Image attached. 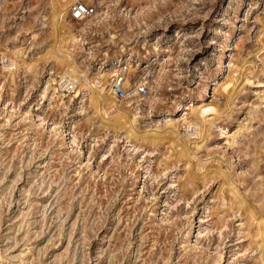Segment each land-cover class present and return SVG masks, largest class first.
<instances>
[{
    "label": "rangeland",
    "instance_id": "1",
    "mask_svg": "<svg viewBox=\"0 0 264 264\" xmlns=\"http://www.w3.org/2000/svg\"><path fill=\"white\" fill-rule=\"evenodd\" d=\"M92 1L58 20L56 0H0V55L19 53L0 64V264H264V0ZM57 21L91 84L118 55L132 80L153 67L145 95L114 97L132 134L88 83L54 107Z\"/></svg>",
    "mask_w": 264,
    "mask_h": 264
},
{
    "label": "bare ground",
    "instance_id": "2",
    "mask_svg": "<svg viewBox=\"0 0 264 264\" xmlns=\"http://www.w3.org/2000/svg\"><path fill=\"white\" fill-rule=\"evenodd\" d=\"M70 1L71 0H56V4H57L56 15H57L58 20L62 18V15L65 12L68 6V3ZM55 28H56L57 37H58V46H59L60 51L63 53V57H60L61 60L64 61L62 73L68 74L69 76H71L74 79V81H76V83H78L79 85L81 83H85V84L88 83L91 86L90 87L91 88L90 89L91 98L96 103V105L100 106V108L102 109L101 110V113H102L101 123L102 124H105V126L108 125L109 127H112L113 129H122V128L125 129L126 128L127 132L129 134H132L134 119L131 117L130 109H128L130 105L129 104L125 105L124 108L120 107L119 102L116 101L114 96L110 97L107 94H105V92L103 91L104 90L103 87H100L101 83L99 84V81L95 80L91 84V82L87 78H85V76L82 73L79 75L73 74V72L76 71L75 70L76 68H75V62L73 61L69 46H75L78 43L79 39L78 37L71 34L70 29L66 25L62 24L61 21H57V25H55ZM11 54L14 58L16 59L19 58L18 52L12 51ZM3 56L7 60L6 63L2 64L3 68L6 70L10 66V69L12 70L15 69L16 65H18L17 60L15 59L14 61L12 58H7L6 54H4ZM152 64H154L155 66L157 65L156 63H152ZM105 78L107 79L105 82H107L108 77L106 76ZM143 80L144 79L141 78L140 82H142ZM260 85H264V82L260 83ZM73 95H78L77 88L74 89ZM196 103L198 104L199 106L198 108L200 109V111L199 109L198 111H195L194 116L192 117L191 120L183 118L184 123H186V126H184V129L185 130L188 129L186 130V134L190 136L200 134L201 133L200 127L202 128L206 127L208 123L206 116L211 110L209 107H207L208 105L207 102L202 98L195 102L194 100L188 101V103L185 104L183 109L190 110L191 108H194V106H196L195 105ZM110 115H113V117L109 119ZM167 121H171V119H168ZM53 128L60 130L59 124H55ZM60 131L62 134L66 132L64 130H60ZM66 135H67L66 133L63 134V136H66ZM148 135L151 136L150 134ZM170 136L174 138L175 140L180 139L178 136V131L176 127H174L173 125L171 127ZM181 145L190 146V143L188 142V140H183L181 142Z\"/></svg>",
    "mask_w": 264,
    "mask_h": 264
},
{
    "label": "built area",
    "instance_id": "3",
    "mask_svg": "<svg viewBox=\"0 0 264 264\" xmlns=\"http://www.w3.org/2000/svg\"><path fill=\"white\" fill-rule=\"evenodd\" d=\"M95 11L96 6L92 0H71L67 8V18L82 20L92 16ZM123 60L124 59L119 55L113 58L112 64H114V68L109 72L111 75L109 76L108 82L102 84L103 89L105 88L107 93L114 96L117 100H126L145 95L148 92L147 81L152 76L153 70H151V68L141 69L139 77L132 80L128 77L129 64ZM6 61V58L0 55V64H4ZM103 62L101 64H103ZM141 78L144 79L142 82H140ZM77 86L78 83L68 74L57 75V80H55L53 88L52 103L54 107H63L67 99L77 97L78 95H73L74 89L77 88ZM81 90L82 89H80V94L82 93ZM186 130L184 131L186 132Z\"/></svg>",
    "mask_w": 264,
    "mask_h": 264
}]
</instances>
